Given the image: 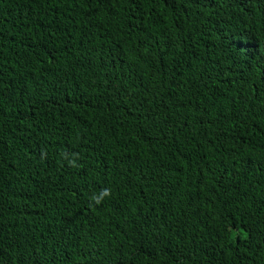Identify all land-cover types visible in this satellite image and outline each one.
<instances>
[{"label":"trees","instance_id":"trees-1","mask_svg":"<svg viewBox=\"0 0 264 264\" xmlns=\"http://www.w3.org/2000/svg\"><path fill=\"white\" fill-rule=\"evenodd\" d=\"M0 264H264V0H0Z\"/></svg>","mask_w":264,"mask_h":264},{"label":"clouds","instance_id":"clouds-1","mask_svg":"<svg viewBox=\"0 0 264 264\" xmlns=\"http://www.w3.org/2000/svg\"><path fill=\"white\" fill-rule=\"evenodd\" d=\"M97 203H99V201H96Z\"/></svg>","mask_w":264,"mask_h":264}]
</instances>
